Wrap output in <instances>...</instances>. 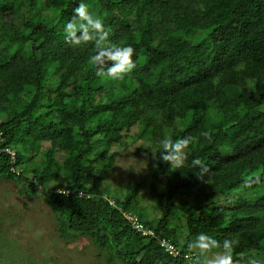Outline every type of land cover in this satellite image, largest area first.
Instances as JSON below:
<instances>
[{"label": "trees", "instance_id": "16d2710c", "mask_svg": "<svg viewBox=\"0 0 264 264\" xmlns=\"http://www.w3.org/2000/svg\"><path fill=\"white\" fill-rule=\"evenodd\" d=\"M84 2L112 43L134 48L123 80L95 75L93 42L64 40L80 0H0V180L46 199L58 235L85 239L94 264H188L200 232L235 238L240 264L264 254V0ZM164 136H191L183 167L159 159ZM138 143L148 172L117 183ZM12 217L0 213V264H34L40 248L5 228Z\"/></svg>", "mask_w": 264, "mask_h": 264}, {"label": "clouds", "instance_id": "9594fccd", "mask_svg": "<svg viewBox=\"0 0 264 264\" xmlns=\"http://www.w3.org/2000/svg\"><path fill=\"white\" fill-rule=\"evenodd\" d=\"M63 35L64 40L72 46L93 42V54L88 58V63L95 69V75L101 79L123 80L136 68L134 48L130 44L112 43L102 17L93 14L84 0H80L73 9L71 18L63 24ZM191 142V136L175 140L171 136L162 137L158 142L159 159L170 168L183 167L186 150ZM189 166L198 168L201 173L209 171L208 165L200 158H193ZM247 184L248 181L245 180L244 186ZM111 204L114 205V202ZM128 215L130 214L125 213L126 217ZM237 244L235 238H224L221 242L207 232H200L188 242L187 248L194 253L192 264H240V261H234L233 258ZM246 264H264V254L249 256Z\"/></svg>", "mask_w": 264, "mask_h": 264}, {"label": "rangeland", "instance_id": "374dc122", "mask_svg": "<svg viewBox=\"0 0 264 264\" xmlns=\"http://www.w3.org/2000/svg\"><path fill=\"white\" fill-rule=\"evenodd\" d=\"M139 147L140 143L132 146L127 155L119 159L113 176L117 183L136 182L148 172L150 155L145 152L133 155ZM19 192L15 184L0 180V213L7 210L13 215V221L5 228L10 227L20 237L28 252L40 248L32 252L34 264H94V252L86 251L85 239L68 243L58 235L56 219L46 199H27ZM154 215H161L160 208Z\"/></svg>", "mask_w": 264, "mask_h": 264}, {"label": "built area", "instance_id": "2783aa9c", "mask_svg": "<svg viewBox=\"0 0 264 264\" xmlns=\"http://www.w3.org/2000/svg\"><path fill=\"white\" fill-rule=\"evenodd\" d=\"M61 195H69L70 191L60 190L58 191ZM127 219L130 221L134 229L138 230L139 232H142L145 236H151L154 237L155 233L154 231L147 229L145 225L139 221V219L135 216L128 215ZM161 247L165 248V250L173 256H179L180 252L175 247L174 243L167 239H162L160 241ZM185 259L187 260L188 264H192L193 261V255L187 254L185 255Z\"/></svg>", "mask_w": 264, "mask_h": 264}]
</instances>
